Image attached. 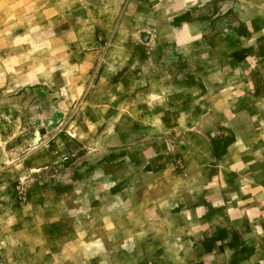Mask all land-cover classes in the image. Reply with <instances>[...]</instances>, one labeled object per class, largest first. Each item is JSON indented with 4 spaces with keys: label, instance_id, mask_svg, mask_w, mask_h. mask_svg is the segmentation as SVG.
Returning <instances> with one entry per match:
<instances>
[{
    "label": "rangeland",
    "instance_id": "374dc122",
    "mask_svg": "<svg viewBox=\"0 0 264 264\" xmlns=\"http://www.w3.org/2000/svg\"><path fill=\"white\" fill-rule=\"evenodd\" d=\"M263 179L264 0H0V264H238Z\"/></svg>",
    "mask_w": 264,
    "mask_h": 264
},
{
    "label": "crops",
    "instance_id": "0c3cea01",
    "mask_svg": "<svg viewBox=\"0 0 264 264\" xmlns=\"http://www.w3.org/2000/svg\"><path fill=\"white\" fill-rule=\"evenodd\" d=\"M248 189L252 191V195L253 194H258L259 195L261 193L263 194L264 193V181L252 184ZM254 189L256 191H254ZM260 202H263V207H261V203ZM257 205L260 206L261 209L257 208L258 206H256L255 209L257 211H262V214L260 213L262 215V217H257V219H255V220L254 219H252V220L246 219V220L243 221L241 219L240 224H238V223L234 224L233 223L234 221L230 222V225L233 226V229H236L235 227H238V226L240 227L241 225H246V227L255 225L257 227L262 228V230H263L262 233H260V234H258L256 236H252L253 233L249 234V235H247L246 233H243V235H241V243L246 238L244 240L245 241L244 244H245L246 247H249L251 250L247 254L248 259H245L246 258L245 256L243 257L244 254L239 257V260H241V261H240V263L238 262V264H262V263H264L263 262L264 261V199H263V201H259ZM227 227H229V226H227ZM231 228L232 227H230L229 229L231 230ZM231 231H234V230H231ZM224 234H225L224 236L218 237L219 239H217V236H215V239L218 240V242H216V243H219L220 241H221V243H225V244L233 243L232 242L233 236H231L230 234L226 235V231H225ZM245 234H246V236H245ZM235 238L238 239V236L237 237L235 236ZM252 244H253V246H252ZM254 244H256V247H254ZM228 250L232 251V248H230Z\"/></svg>",
    "mask_w": 264,
    "mask_h": 264
},
{
    "label": "built area",
    "instance_id": "2783aa9c",
    "mask_svg": "<svg viewBox=\"0 0 264 264\" xmlns=\"http://www.w3.org/2000/svg\"><path fill=\"white\" fill-rule=\"evenodd\" d=\"M63 158H64L65 160H66V159H68V157H67V156H64Z\"/></svg>",
    "mask_w": 264,
    "mask_h": 264
}]
</instances>
